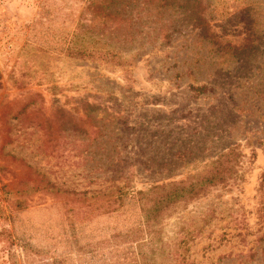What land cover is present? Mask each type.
<instances>
[{"label":"rangeland","instance_id":"rangeland-1","mask_svg":"<svg viewBox=\"0 0 264 264\" xmlns=\"http://www.w3.org/2000/svg\"><path fill=\"white\" fill-rule=\"evenodd\" d=\"M40 26L123 64L42 51ZM230 150L142 264H264V0H0V264H24L10 214L106 219L119 189L188 182Z\"/></svg>","mask_w":264,"mask_h":264},{"label":"trees","instance_id":"trees-1","mask_svg":"<svg viewBox=\"0 0 264 264\" xmlns=\"http://www.w3.org/2000/svg\"><path fill=\"white\" fill-rule=\"evenodd\" d=\"M40 27L36 35L42 51L113 63L117 66L123 64L111 52L80 48L74 34L70 37L63 30ZM232 153L233 150H230L222 156L224 160H220L211 171L205 175L194 176L188 182L155 186L146 191H138L135 195L119 189L111 200L101 205L106 219H70V223L59 224L56 221L55 232L44 230L41 225L37 226L42 228V239L39 242L53 245L50 249L34 243L39 238L37 227H33L28 220L15 227L14 215L10 214V230L3 231L6 243L23 252L24 264H142L146 256L143 248L152 245L162 222L175 209L196 199L206 188L224 182L228 173L224 167L231 162ZM47 185L54 187L50 183ZM21 205L22 202H16L15 206Z\"/></svg>","mask_w":264,"mask_h":264}]
</instances>
